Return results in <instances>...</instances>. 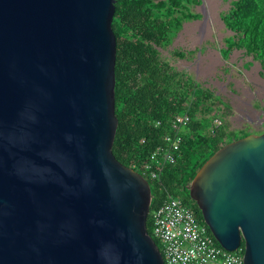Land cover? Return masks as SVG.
I'll use <instances>...</instances> for the list:
<instances>
[{"label":"water","instance_id":"95a60500","mask_svg":"<svg viewBox=\"0 0 264 264\" xmlns=\"http://www.w3.org/2000/svg\"><path fill=\"white\" fill-rule=\"evenodd\" d=\"M115 0H0V264H164L147 179L112 153ZM188 196L223 248L264 264V130Z\"/></svg>","mask_w":264,"mask_h":264},{"label":"trees","instance_id":"16d2710c","mask_svg":"<svg viewBox=\"0 0 264 264\" xmlns=\"http://www.w3.org/2000/svg\"><path fill=\"white\" fill-rule=\"evenodd\" d=\"M184 1L115 0L111 20L116 40L114 157L142 173V165L151 151L165 145L162 136L168 131L167 119L185 110L191 116L174 152V163L165 165L158 179L144 175L151 189L146 220L151 236V211L168 196L179 197L202 219L185 185L217 149L247 134L227 131L224 124L213 132L207 130L206 122L195 117V113L210 110L209 93L185 75L173 72L155 50V47L166 48L181 29L183 20L196 16ZM222 19L233 32L229 44L264 62V0H231ZM155 120L160 124L155 125ZM153 239L160 249L159 241Z\"/></svg>","mask_w":264,"mask_h":264},{"label":"rangeland","instance_id":"374dc122","mask_svg":"<svg viewBox=\"0 0 264 264\" xmlns=\"http://www.w3.org/2000/svg\"><path fill=\"white\" fill-rule=\"evenodd\" d=\"M231 0H185L196 16L184 19L181 29L166 48L155 47L173 72L190 78L209 93L210 110L195 117L207 124L213 111L227 131L258 134L264 130V62L254 59L243 48L229 44L233 32L222 15ZM211 105V106H210Z\"/></svg>","mask_w":264,"mask_h":264},{"label":"built area","instance_id":"2783aa9c","mask_svg":"<svg viewBox=\"0 0 264 264\" xmlns=\"http://www.w3.org/2000/svg\"><path fill=\"white\" fill-rule=\"evenodd\" d=\"M210 117L209 130L213 132L222 125V121L213 111ZM190 119L186 110L167 119L168 131L162 136L165 145L151 151L142 165L141 175L158 179L165 165L174 163V152L178 150L183 130ZM159 124L160 121L155 120V125ZM263 125L264 119L258 121L259 128ZM151 219L152 238L159 241L164 264H244L243 244L231 251L223 248L205 222L198 219L179 197L164 199L151 211Z\"/></svg>","mask_w":264,"mask_h":264},{"label":"flooded vegetation","instance_id":"af4514ba","mask_svg":"<svg viewBox=\"0 0 264 264\" xmlns=\"http://www.w3.org/2000/svg\"><path fill=\"white\" fill-rule=\"evenodd\" d=\"M187 186H188V185L186 184L184 188H185V190H187V191H188V189H187Z\"/></svg>","mask_w":264,"mask_h":264}]
</instances>
